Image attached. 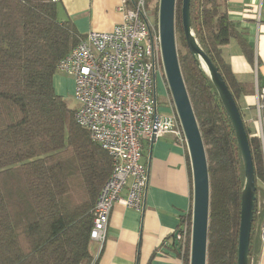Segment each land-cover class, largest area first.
I'll return each mask as SVG.
<instances>
[{
  "label": "trees",
  "instance_id": "1",
  "mask_svg": "<svg viewBox=\"0 0 264 264\" xmlns=\"http://www.w3.org/2000/svg\"><path fill=\"white\" fill-rule=\"evenodd\" d=\"M182 5L177 0L176 32L184 47L178 50L179 61L211 185L207 264H238L244 163L219 93L187 44ZM147 6L151 9L150 0ZM190 11L196 39L238 103L245 87L224 59L222 46L237 38L251 61L253 48L231 20L227 0H191ZM83 36L70 21L59 19L56 1L0 0V264H80L96 253L94 207L112 161L76 122L75 109L54 86L59 60ZM249 140L257 181L264 174L262 151L257 138L249 135ZM260 217L255 210L250 264L261 250ZM180 254L183 264H190V235Z\"/></svg>",
  "mask_w": 264,
  "mask_h": 264
},
{
  "label": "built area",
  "instance_id": "2",
  "mask_svg": "<svg viewBox=\"0 0 264 264\" xmlns=\"http://www.w3.org/2000/svg\"><path fill=\"white\" fill-rule=\"evenodd\" d=\"M119 10L123 14L120 23L108 31L90 30L57 64V71L75 81L76 122L112 161V172L94 207L91 239L99 247L90 262L80 264H96L117 203L143 210L149 183L144 142L173 132L187 146L177 111L173 107L169 113L159 111L157 75L163 63L159 21L151 16L147 0H134L133 4L123 0ZM248 122L254 126V134L253 130L250 134L260 142L264 163V87L257 90L256 114ZM124 189L126 196L122 195ZM256 213H263L260 203ZM183 221L175 234L179 251L189 235L191 243L192 216L191 223L187 215ZM258 232L264 246V218Z\"/></svg>",
  "mask_w": 264,
  "mask_h": 264
},
{
  "label": "crops",
  "instance_id": "3",
  "mask_svg": "<svg viewBox=\"0 0 264 264\" xmlns=\"http://www.w3.org/2000/svg\"><path fill=\"white\" fill-rule=\"evenodd\" d=\"M130 4V0H126ZM123 0H59L58 17L70 21L77 32L108 31L123 19ZM228 12L238 31L254 51L249 60L237 38L222 46L224 59L245 87L238 98L243 118L256 114L257 90L264 87V0H227ZM64 77L55 84L64 86ZM172 111V106L167 105ZM188 146L167 132L144 142L149 183L143 210L117 203L110 216L107 238L97 264H183L175 234L193 208ZM191 164V160H190ZM192 171V167H191ZM127 195V189L122 192ZM99 244L93 242V254Z\"/></svg>",
  "mask_w": 264,
  "mask_h": 264
},
{
  "label": "water",
  "instance_id": "4",
  "mask_svg": "<svg viewBox=\"0 0 264 264\" xmlns=\"http://www.w3.org/2000/svg\"><path fill=\"white\" fill-rule=\"evenodd\" d=\"M176 3L177 0H160L159 25L162 58L175 108L187 138L192 167L193 208L190 264H207L211 203L208 158L179 61L176 37ZM190 5L191 0H183V29L187 44L191 52L200 58L219 93L221 101L231 119L244 163L245 186L242 192L238 264H250V241L258 197L249 134L240 106L231 89L219 71V68L212 62L195 37L192 29ZM178 244L179 242L175 240V245L179 250Z\"/></svg>",
  "mask_w": 264,
  "mask_h": 264
},
{
  "label": "rangeland",
  "instance_id": "5",
  "mask_svg": "<svg viewBox=\"0 0 264 264\" xmlns=\"http://www.w3.org/2000/svg\"><path fill=\"white\" fill-rule=\"evenodd\" d=\"M159 5H160V0H150V6H151L152 10L150 8H148L150 13H151V16L157 21H159ZM176 37H177V49L178 50H184V47L182 46L181 42L178 40L177 32H176ZM59 76H62V78L64 77L65 82H64V86H61V87H58L55 84V92L64 98V100L67 102L69 108L76 109L78 106V101L76 100V97L74 94L75 81H74L73 76L57 71L55 76H54L55 83H56L57 77H59ZM157 98H158V102H159V111L161 113H169L170 112V110L167 106L168 104L171 105L174 108V110L176 111L175 104H174L173 97H172V93L170 91L169 84H168V81H167V78L165 75V69H164L163 63H162L161 72L157 75ZM248 118L249 117H246L245 119L243 118L245 126H247L248 129H249V127L254 128V126L248 122ZM253 128L251 130L250 129L249 130H250V133L253 130V134H254ZM249 135L251 136V134H249ZM255 138H257V137H255ZM256 184H257V197H258L257 204L260 203L262 210H263V213L261 214V217L258 220L259 221L258 224H259L264 218V180H263V178H259L256 181ZM258 224H257V229H258ZM263 247L264 246H263L262 241H261V250H260V253L257 257L258 259H257L256 263H254V264H264V248Z\"/></svg>",
  "mask_w": 264,
  "mask_h": 264
}]
</instances>
